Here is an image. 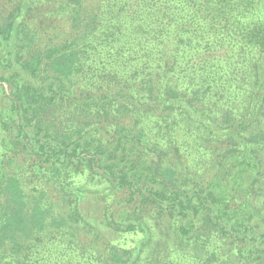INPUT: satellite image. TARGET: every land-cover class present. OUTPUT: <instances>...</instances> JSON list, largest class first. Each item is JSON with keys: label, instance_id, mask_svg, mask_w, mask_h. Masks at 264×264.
Returning a JSON list of instances; mask_svg holds the SVG:
<instances>
[{"label": "trees", "instance_id": "1", "mask_svg": "<svg viewBox=\"0 0 264 264\" xmlns=\"http://www.w3.org/2000/svg\"><path fill=\"white\" fill-rule=\"evenodd\" d=\"M0 264H264V0H0Z\"/></svg>", "mask_w": 264, "mask_h": 264}]
</instances>
